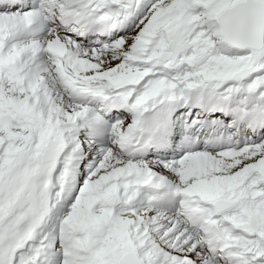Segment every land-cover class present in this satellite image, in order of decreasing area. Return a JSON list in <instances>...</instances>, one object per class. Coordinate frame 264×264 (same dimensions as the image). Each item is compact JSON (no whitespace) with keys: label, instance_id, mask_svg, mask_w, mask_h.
<instances>
[{"label":"snow or ice","instance_id":"obj_1","mask_svg":"<svg viewBox=\"0 0 264 264\" xmlns=\"http://www.w3.org/2000/svg\"><path fill=\"white\" fill-rule=\"evenodd\" d=\"M0 264H264V0H0Z\"/></svg>","mask_w":264,"mask_h":264}]
</instances>
